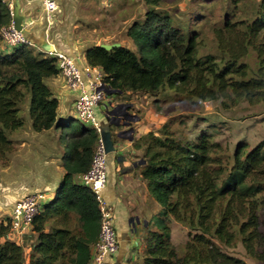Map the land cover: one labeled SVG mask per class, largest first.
I'll list each match as a JSON object with an SVG mask.
<instances>
[{
  "label": "trees",
  "instance_id": "obj_1",
  "mask_svg": "<svg viewBox=\"0 0 264 264\" xmlns=\"http://www.w3.org/2000/svg\"><path fill=\"white\" fill-rule=\"evenodd\" d=\"M172 0H144L145 14L126 30L131 46L112 50L92 46L91 67L118 94L167 91L198 101L264 103V0H218L220 25H214L218 54H201L210 4L192 0L198 12L181 18L160 10ZM13 21L0 0V27ZM205 23H202V22ZM217 24V23H214ZM2 39L0 37V47ZM250 52L256 67L244 59ZM60 75L56 57L22 46L0 49V160L12 150L9 133L22 129L28 101L32 130L54 131L66 140V174L53 200L33 221L36 242L27 261L25 246L10 239V218L0 221V264H90L99 239L101 213L95 194L76 182L91 167L99 133L92 126L58 120L59 101L46 83ZM169 119L143 135L142 171L151 213L128 264H249L232 254L239 245L248 258L264 264V140L239 142L230 153L209 130L195 133L181 119ZM70 163V165H69ZM188 229L181 251L173 242V223Z\"/></svg>",
  "mask_w": 264,
  "mask_h": 264
},
{
  "label": "crops",
  "instance_id": "obj_2",
  "mask_svg": "<svg viewBox=\"0 0 264 264\" xmlns=\"http://www.w3.org/2000/svg\"><path fill=\"white\" fill-rule=\"evenodd\" d=\"M12 1L23 17V32L39 52L55 50L74 58L78 65L84 68L89 66L86 52L90 47L111 43V36L106 28L111 25L112 20L117 22V14L113 17L112 13L117 10L119 0H58L59 10L50 26L45 20L42 0ZM134 20L130 16L122 18L121 23L125 25V31ZM115 42L131 46V41L126 36L123 41ZM0 49L2 52L11 51L4 43ZM46 83L59 101L58 120L74 121L78 91L70 89L62 75L49 78ZM148 96L149 94L143 92L108 93L106 102L96 109L100 127L111 125V121L121 124L119 127L111 125L115 152L108 155V182L104 192L105 199L114 210L120 251L109 258L108 264H128L129 260H136L133 250L140 245L139 236L144 234L142 226L146 224V219L151 213L157 212L151 210L148 187L142 176L146 166L144 151L135 147V142L143 135L160 129L167 119L153 111ZM128 115H131V121L124 125ZM128 129H133V132L128 133L126 139L117 137L119 131ZM51 133L54 134L56 146L51 149L45 142H41L44 156L40 154L43 159L37 174L39 185L32 191H46L48 202L56 197L66 174L64 164L60 163L63 160L62 152L66 154V145L60 134L51 130L38 134ZM76 182L81 183V176L76 178ZM28 234L33 235L28 245L31 250L36 242L32 227L22 236L10 235V239L24 244Z\"/></svg>",
  "mask_w": 264,
  "mask_h": 264
},
{
  "label": "rangeland",
  "instance_id": "obj_3",
  "mask_svg": "<svg viewBox=\"0 0 264 264\" xmlns=\"http://www.w3.org/2000/svg\"><path fill=\"white\" fill-rule=\"evenodd\" d=\"M217 1L212 2L209 6L212 10V17L210 22L205 24L204 41L200 50L202 55L219 53L213 31L214 25H220L219 19L221 18V5ZM146 10L144 0H119L117 10L112 13L113 17L117 14V22L115 23L112 20L111 25L106 28L111 36L109 39L110 44L118 43L115 42L116 40L123 41L126 36L125 25L121 23L122 18L130 16L137 19L142 17ZM160 10L171 12L184 19L188 17L194 19L199 9L193 4L192 0H172L165 2ZM244 60L250 63L252 67L257 65V57L254 52H250ZM148 97L153 111L165 116L166 121L173 118L176 119V123H179L181 119H184L187 123V131L190 129L197 134L201 130H209L214 134L215 139L222 143L230 153L241 141H245L253 147L264 140V103L251 105L246 101H242L234 106H225L222 101L201 102L169 91L156 96L149 94ZM22 109L25 126L20 130L9 133V137L13 141L12 150L6 158L0 160V221L10 218L9 211L13 210L16 202L39 185L37 174L41 164L40 161L43 159L40 158V154L44 156L41 142H45L46 146L51 149L56 146L53 133L43 135L32 130L28 101L25 102ZM73 124L75 126H90L82 123L77 116ZM62 135L63 132H61ZM62 141L66 145L64 136ZM64 148L68 154L69 149ZM60 163L64 164L65 161L61 160ZM152 210L158 211V206L154 204ZM173 224V242L181 251L189 239L188 229L177 222ZM32 239L33 235L28 234L23 244L27 261L30 253L28 245ZM230 252L249 264H261L248 258L241 245Z\"/></svg>",
  "mask_w": 264,
  "mask_h": 264
},
{
  "label": "built area",
  "instance_id": "obj_4",
  "mask_svg": "<svg viewBox=\"0 0 264 264\" xmlns=\"http://www.w3.org/2000/svg\"><path fill=\"white\" fill-rule=\"evenodd\" d=\"M11 10L14 9L12 0H3ZM45 20L50 26L55 14L59 10L58 0H42ZM2 43L8 48L28 46L35 48V44L28 39L23 31H18L13 26L0 27ZM47 56L56 57L60 75H62L72 90L78 91L75 103L77 118L84 124L94 127L100 132V124L96 116V109L102 106L107 99L109 89L104 83V72L97 67H81L77 61L67 55L50 51ZM110 90V89H109ZM108 182V154L100 139L94 149L93 160L90 169L81 175V183L88 187L96 196L101 213L99 239L94 246L92 264H108L109 258L120 251V243L115 226V215L112 206L104 197ZM49 196L46 191H36L24 195L13 207L10 216L12 226L11 235L22 236L32 227L36 216L41 212L43 205L47 203Z\"/></svg>",
  "mask_w": 264,
  "mask_h": 264
},
{
  "label": "water",
  "instance_id": "obj_5",
  "mask_svg": "<svg viewBox=\"0 0 264 264\" xmlns=\"http://www.w3.org/2000/svg\"><path fill=\"white\" fill-rule=\"evenodd\" d=\"M12 17H13V26L15 27L16 30L18 31H24V26H23V17L19 14L17 11L16 7L14 6V9L12 10ZM120 43H112V44H102L101 47L106 49V50H112L114 48L120 47ZM106 91L111 94V93H116V91H111L109 89H106ZM127 120L124 122V125H128L129 121H131V115H128ZM111 125H115L116 127H119L121 124L120 122H115L111 121ZM111 125L106 124L100 127V139L102 140V143L105 147L106 153L109 155L113 152H115V147H114V142H113V136H112V131H111ZM130 132H133V129H128L125 131H119L117 133V137L121 139H126V135ZM138 222H140L138 220Z\"/></svg>",
  "mask_w": 264,
  "mask_h": 264
}]
</instances>
